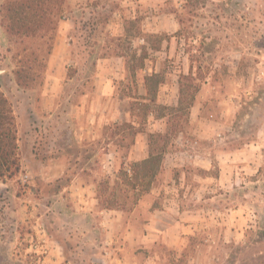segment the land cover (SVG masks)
I'll use <instances>...</instances> for the list:
<instances>
[{"label":"rangeland","instance_id":"1","mask_svg":"<svg viewBox=\"0 0 264 264\" xmlns=\"http://www.w3.org/2000/svg\"><path fill=\"white\" fill-rule=\"evenodd\" d=\"M7 1L0 264H264V0H65L49 56L9 36ZM191 63L206 79L172 111ZM137 143L163 156L151 186L117 178Z\"/></svg>","mask_w":264,"mask_h":264},{"label":"trees","instance_id":"2","mask_svg":"<svg viewBox=\"0 0 264 264\" xmlns=\"http://www.w3.org/2000/svg\"><path fill=\"white\" fill-rule=\"evenodd\" d=\"M64 5L65 0H9L1 8L6 32L9 36L19 39L21 44L28 38L44 39L49 36L46 55L49 56L52 54L53 41L59 22L63 19ZM193 38L194 35L187 37L190 39L189 42H192ZM208 38L205 36L201 41L205 42ZM192 46L191 43L190 47ZM46 60L45 56L42 59L37 56L32 61L44 66ZM193 69L191 63L189 74L180 76L178 106L170 108L172 111L189 112L194 106L198 91L197 82L206 79V72L202 73L200 68L201 79L199 80L194 75ZM17 73L20 75L22 70L17 71ZM161 80L162 76L159 73H153L146 77V85L150 95L155 96L157 94L158 86L163 83ZM7 106L8 100L4 98L3 94H0V180L12 178L21 170L16 154L18 146L15 116L13 110ZM150 137L153 138L154 134H151ZM162 162V155L151 154L148 158L134 163L130 171L126 168L121 169L117 178L126 186H135L136 188L143 184L151 186L161 169ZM254 180L256 179L254 178Z\"/></svg>","mask_w":264,"mask_h":264},{"label":"crops","instance_id":"3","mask_svg":"<svg viewBox=\"0 0 264 264\" xmlns=\"http://www.w3.org/2000/svg\"><path fill=\"white\" fill-rule=\"evenodd\" d=\"M144 147L145 146L142 143H141V145H139L138 143L135 144V146H134V150H135L134 151V155L135 156H132V157L136 159V158L141 156V159H146L147 158V153H146V151H144V150H146V149H144Z\"/></svg>","mask_w":264,"mask_h":264}]
</instances>
